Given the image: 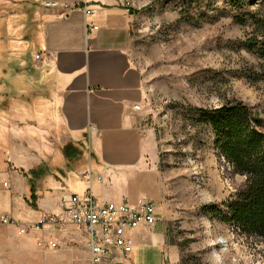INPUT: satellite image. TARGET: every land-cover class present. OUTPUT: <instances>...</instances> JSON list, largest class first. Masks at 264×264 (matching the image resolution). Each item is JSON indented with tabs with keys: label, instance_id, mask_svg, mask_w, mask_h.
I'll return each instance as SVG.
<instances>
[{
	"label": "crops",
	"instance_id": "0c3cea01",
	"mask_svg": "<svg viewBox=\"0 0 264 264\" xmlns=\"http://www.w3.org/2000/svg\"><path fill=\"white\" fill-rule=\"evenodd\" d=\"M42 1L51 0H0V214L12 216L0 225V264H179L169 228L195 204L180 207L177 181L162 170L158 135L145 120L129 7L56 0L81 5L63 15ZM65 146L77 155L68 159ZM86 189L99 203L148 197L155 205L156 223L127 232L128 256L91 262L87 238L73 224L28 230L43 213L60 211L63 195ZM44 239L58 247L43 250Z\"/></svg>",
	"mask_w": 264,
	"mask_h": 264
},
{
	"label": "rangeland",
	"instance_id": "374dc122",
	"mask_svg": "<svg viewBox=\"0 0 264 264\" xmlns=\"http://www.w3.org/2000/svg\"><path fill=\"white\" fill-rule=\"evenodd\" d=\"M259 1L242 10L229 0L124 1L133 15L132 56L144 81L145 120L158 135L162 170L177 181L180 207L190 199L195 204L169 228L181 249L179 264H264L263 239L207 212L209 206L223 208L245 177L232 172L213 146L210 126L198 121V109L227 101L246 103L264 120L263 62L241 46L254 27L234 17L255 10Z\"/></svg>",
	"mask_w": 264,
	"mask_h": 264
},
{
	"label": "trees",
	"instance_id": "16d2710c",
	"mask_svg": "<svg viewBox=\"0 0 264 264\" xmlns=\"http://www.w3.org/2000/svg\"><path fill=\"white\" fill-rule=\"evenodd\" d=\"M189 3L199 0H187ZM252 0H229L232 7L242 10ZM255 10L247 14L237 12L234 16L241 24H252L253 30L243 46L261 59V79H264V0ZM199 110V122L210 126L213 132V146L224 160L228 161L234 174L244 176L242 186L219 205L210 206V217L226 224H233L241 234L264 240V120L259 113L241 101H227L224 105ZM65 156L75 157L72 146L63 148ZM33 174L34 173L33 171ZM32 206L36 196L32 189Z\"/></svg>",
	"mask_w": 264,
	"mask_h": 264
},
{
	"label": "built area",
	"instance_id": "2783aa9c",
	"mask_svg": "<svg viewBox=\"0 0 264 264\" xmlns=\"http://www.w3.org/2000/svg\"><path fill=\"white\" fill-rule=\"evenodd\" d=\"M40 6L44 9L55 10L63 15L70 13L76 7L71 2L56 0L42 1ZM82 8L86 15L92 13V9L86 5ZM98 28L97 25L90 24ZM40 54L36 56V59ZM136 110L141 106L134 105ZM3 186L7 187L8 182ZM60 211L57 213H43L36 221L29 225V229L54 231L63 230L66 225H75L82 229L87 238V246L90 260L99 263L103 260H113L116 253L126 257L132 251V239L127 235L130 228L139 224L156 223V208L148 197L138 198L135 202H105L99 203L90 189L83 194L71 193L60 198ZM12 222L11 214H0V225H8ZM39 246L56 249L58 244L53 240L39 241Z\"/></svg>",
	"mask_w": 264,
	"mask_h": 264
}]
</instances>
